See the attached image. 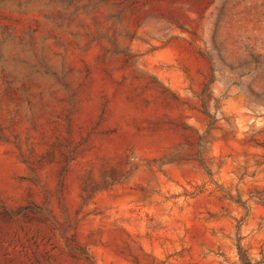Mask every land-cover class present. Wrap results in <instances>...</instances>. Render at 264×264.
Here are the masks:
<instances>
[{"label":"rangeland","instance_id":"1","mask_svg":"<svg viewBox=\"0 0 264 264\" xmlns=\"http://www.w3.org/2000/svg\"><path fill=\"white\" fill-rule=\"evenodd\" d=\"M2 69L0 264H264V0H0Z\"/></svg>","mask_w":264,"mask_h":264},{"label":"trees","instance_id":"2","mask_svg":"<svg viewBox=\"0 0 264 264\" xmlns=\"http://www.w3.org/2000/svg\"><path fill=\"white\" fill-rule=\"evenodd\" d=\"M0 79L4 80L5 82V87L6 88H10L11 87V81L10 80V75L8 73H6V71L4 69H2L0 71ZM238 249V256H239V259L240 261H244L246 259L245 255L242 253L241 249L240 248H237ZM88 261V260H87Z\"/></svg>","mask_w":264,"mask_h":264}]
</instances>
